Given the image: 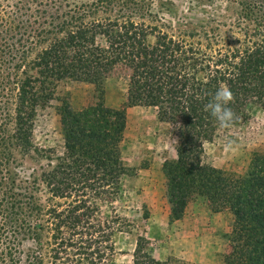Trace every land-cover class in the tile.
I'll return each mask as SVG.
<instances>
[{
  "label": "trees",
  "instance_id": "16d2710c",
  "mask_svg": "<svg viewBox=\"0 0 264 264\" xmlns=\"http://www.w3.org/2000/svg\"><path fill=\"white\" fill-rule=\"evenodd\" d=\"M155 1L0 0V91H5L0 146L7 151L0 152V166L5 156L13 160L12 148H34L36 109L55 99L60 83L91 84L103 94L112 73L122 70L127 77L122 108H106L100 101L75 111L64 103L61 124L72 142L71 154L54 164L49 158L42 171L40 182L51 195L46 203L37 179L21 180L8 168L0 170V264L112 260L118 216L102 223L91 199H100L123 169L118 141L128 107L153 108L160 122L176 129V158L162 165L170 221L182 218L193 197H202L214 212L233 215L226 264H264V153L254 155L242 177L203 161L204 143L220 128L205 105L221 84L235 97L229 105L238 116L233 126L247 121L254 108H264L262 6L230 0L245 22L243 27L238 23L243 40L211 30L175 37L162 30L156 8L165 3ZM51 199L72 201L50 206ZM102 227L106 247L99 236ZM26 242L35 248L24 251ZM132 264L169 263L138 251Z\"/></svg>",
  "mask_w": 264,
  "mask_h": 264
},
{
  "label": "rangeland",
  "instance_id": "374dc122",
  "mask_svg": "<svg viewBox=\"0 0 264 264\" xmlns=\"http://www.w3.org/2000/svg\"><path fill=\"white\" fill-rule=\"evenodd\" d=\"M162 1L165 5H158L156 10L162 19V30L170 35L176 37L186 31L203 30L207 33L211 30L221 37L231 34L237 39H244L238 23L243 27L245 22L239 19L237 5L230 0L201 3L196 0ZM252 1L262 6L264 11V0ZM184 39L187 42L198 41V38ZM2 75L0 69V81ZM103 88V94H100L91 84L75 81L60 83L55 99L36 109L31 138L34 148L27 152L12 148L13 160L8 156L3 158L0 166L2 173L8 168L11 177L37 179L41 188L39 197L46 203L51 195L40 182L42 171L47 170L49 158L54 164L57 158H68L71 154L72 142L62 127L60 110L64 103L75 111L94 107L100 101L106 108L124 106L127 95L125 72L117 70L112 73ZM1 95L5 96V91H0V119H3L4 100ZM176 141L175 127L160 122L155 109L126 108V128L118 141L123 169L108 187L102 189L100 199H91L99 210L94 216L102 223H106L111 215L118 216V224L111 237L112 260L108 258L105 264H132L138 251L169 264H226V257L231 251L229 236L234 226L229 210L216 213L206 199L196 196L188 202L180 220L169 219L162 165L176 158ZM228 141L234 142L235 151H225ZM0 152L3 156L7 153L2 146ZM258 153H264V108H254L247 121L239 125L219 128L212 141L204 143L203 161L232 176L242 177ZM50 201V206H64L72 199ZM105 235V228L102 227L99 235L102 247H106L103 242L106 241L103 240ZM34 248L32 242L22 245L24 251Z\"/></svg>",
  "mask_w": 264,
  "mask_h": 264
},
{
  "label": "clouds",
  "instance_id": "9594fccd",
  "mask_svg": "<svg viewBox=\"0 0 264 264\" xmlns=\"http://www.w3.org/2000/svg\"><path fill=\"white\" fill-rule=\"evenodd\" d=\"M234 100L232 90L226 84H221L212 99L205 105V111L210 113L222 129L232 127L238 120L237 114L229 107L230 104L234 103ZM235 150L236 146L233 141H228L225 144V151Z\"/></svg>",
  "mask_w": 264,
  "mask_h": 264
}]
</instances>
